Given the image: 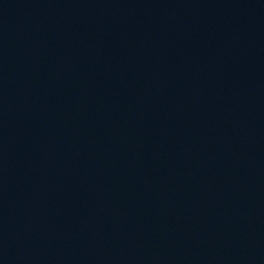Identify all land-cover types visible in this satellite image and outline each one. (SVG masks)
<instances>
[{"label":"water","instance_id":"water-1","mask_svg":"<svg viewBox=\"0 0 264 264\" xmlns=\"http://www.w3.org/2000/svg\"><path fill=\"white\" fill-rule=\"evenodd\" d=\"M0 264H264V0H0Z\"/></svg>","mask_w":264,"mask_h":264}]
</instances>
